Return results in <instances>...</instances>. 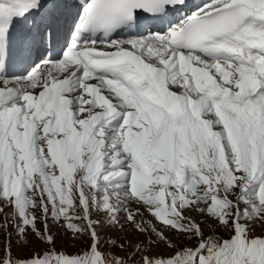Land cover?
<instances>
[{"label": "snow or ice", "instance_id": "obj_1", "mask_svg": "<svg viewBox=\"0 0 264 264\" xmlns=\"http://www.w3.org/2000/svg\"><path fill=\"white\" fill-rule=\"evenodd\" d=\"M0 232V264H264V0H0Z\"/></svg>", "mask_w": 264, "mask_h": 264}, {"label": "rangeland", "instance_id": "obj_2", "mask_svg": "<svg viewBox=\"0 0 264 264\" xmlns=\"http://www.w3.org/2000/svg\"><path fill=\"white\" fill-rule=\"evenodd\" d=\"M52 230L57 235V246L60 247L62 245L64 248H66L70 252L78 251L87 242L86 240L85 241H72L68 236L64 235L63 229L57 226H53ZM104 232L105 234L110 233L111 234L110 238H115L116 236H120V237L124 236V233L116 229L105 228ZM135 238L136 237L133 235L132 239L135 240ZM6 239H7L6 234L4 232H0V248L3 247V244L6 241ZM12 240H13V252L14 254L18 256H27V255H30L34 249L38 250V249H43L44 247H46V245L40 244L36 242L35 240H33V243L29 246L20 245L19 247H17L16 237L13 236Z\"/></svg>", "mask_w": 264, "mask_h": 264}]
</instances>
